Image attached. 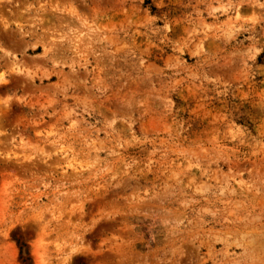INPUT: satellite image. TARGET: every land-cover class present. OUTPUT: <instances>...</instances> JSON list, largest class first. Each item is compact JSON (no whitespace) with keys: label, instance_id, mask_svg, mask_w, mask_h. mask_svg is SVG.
I'll use <instances>...</instances> for the list:
<instances>
[{"label":"rangeland","instance_id":"1","mask_svg":"<svg viewBox=\"0 0 264 264\" xmlns=\"http://www.w3.org/2000/svg\"><path fill=\"white\" fill-rule=\"evenodd\" d=\"M0 264H264V0H0Z\"/></svg>","mask_w":264,"mask_h":264}]
</instances>
